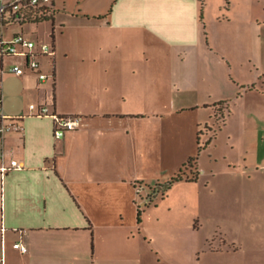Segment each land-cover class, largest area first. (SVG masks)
I'll return each mask as SVG.
<instances>
[{
  "label": "crops",
  "instance_id": "0c3cea01",
  "mask_svg": "<svg viewBox=\"0 0 264 264\" xmlns=\"http://www.w3.org/2000/svg\"><path fill=\"white\" fill-rule=\"evenodd\" d=\"M202 1L50 0L43 3L45 19L2 25L5 40L23 32L49 42L50 29L55 49L53 55L37 56L48 75L43 80L31 69L10 72L20 63L8 61L14 55L0 56L4 111L21 116L23 125L0 139V166H10L11 159L21 165L4 175L0 170L4 264H133V250L144 241L123 230L139 224L138 193L145 188L138 170L142 139L152 143L161 137L160 123L141 119L170 117L179 108L221 104L224 115L227 107L223 127L236 126L245 150L234 165L239 169L231 171L252 181L251 197L259 194L260 200L250 204V222L264 226V187L254 183L264 179V73H253L252 55L228 66L209 60L198 18ZM8 2L0 0V5ZM42 22L50 26L40 33ZM73 51L91 69L74 76L79 91L66 97L62 68L70 69L65 58ZM17 56L24 57L20 65L25 66V56ZM209 72L221 90L216 95L213 84L205 85ZM160 98L167 109L158 105ZM32 102L47 104L52 114L79 116L78 128L57 138L53 115H35ZM145 155L147 161L158 157L151 150ZM135 179L143 185L137 187Z\"/></svg>",
  "mask_w": 264,
  "mask_h": 264
},
{
  "label": "rangeland",
  "instance_id": "374dc122",
  "mask_svg": "<svg viewBox=\"0 0 264 264\" xmlns=\"http://www.w3.org/2000/svg\"><path fill=\"white\" fill-rule=\"evenodd\" d=\"M202 3L198 18L203 39L208 43L209 60L218 65L222 60L228 66L252 55L257 62L253 73L263 74L264 0ZM49 26V22H42L39 32ZM33 27L38 25L28 26ZM50 34L49 29V42ZM39 40L46 41L43 36ZM23 58L14 55L8 61L23 64ZM65 60L70 69L62 68L61 89L67 97L79 91L74 76L91 68L83 65L75 51ZM206 74L211 82L206 79L205 85L213 84L211 91L216 95L221 90L211 72ZM207 92L204 89L201 93ZM182 95L194 97L184 92ZM159 102L162 110L167 109L165 99L160 98ZM218 108L222 105L214 109L204 105L179 108L170 117L158 114L141 119L160 123L161 137L158 134L152 143L142 139L144 155L140 156L138 170L145 188L139 191L138 201L143 211L139 217L137 211V226L123 230L124 234H137L144 241L143 247L136 245L133 250V264H264V226L252 224L249 211L252 201L259 202V194L253 193L256 199L251 197L253 184L247 174L234 175L231 171L239 169L234 165L245 150L236 126L232 123L226 130L223 127L227 107L224 115ZM149 150L158 156L153 161H147L145 153ZM153 175L156 177L149 178ZM142 182L135 179L137 187ZM255 182L256 187H264L263 178L254 179Z\"/></svg>",
  "mask_w": 264,
  "mask_h": 264
},
{
  "label": "built area",
  "instance_id": "2783aa9c",
  "mask_svg": "<svg viewBox=\"0 0 264 264\" xmlns=\"http://www.w3.org/2000/svg\"><path fill=\"white\" fill-rule=\"evenodd\" d=\"M50 0H9L7 4L1 3L0 14L6 15L7 12L15 15L16 19L19 18L20 12L29 7L43 8V3H48ZM44 9V8H43ZM46 9V8H45ZM55 49L49 42H39L29 38L25 33H16L11 39L5 40L0 34V56L7 55H24L25 66L20 64H13L9 67V71L21 75L24 74L27 69L36 71L39 79H46L48 75L41 70V63L38 59L39 54L53 55ZM30 110L37 116L53 115L56 121V127L54 129V135L57 138L63 137L68 130H74L78 128L81 118L79 116L57 115L50 112V107L47 104L32 102L29 104ZM23 129L21 123V116L9 115L4 111V89L3 82L0 81V139H2L10 131H20ZM0 158L4 159V152L0 151ZM21 165L17 159H11L10 166L2 163L0 170L4 175L9 169L20 168ZM6 229L3 221L0 219V230ZM22 251H26L27 247L20 245ZM4 254L0 255V264H4Z\"/></svg>",
  "mask_w": 264,
  "mask_h": 264
},
{
  "label": "trees",
  "instance_id": "16d2710c",
  "mask_svg": "<svg viewBox=\"0 0 264 264\" xmlns=\"http://www.w3.org/2000/svg\"><path fill=\"white\" fill-rule=\"evenodd\" d=\"M48 13V9H43V8H40V7H34V6H29L25 9H23L21 12H20V16L18 19H16L17 17V14L13 15V14H10L9 16H6V15H1L0 14V34H1V27L2 25L6 24L7 22H10L12 20H18V21H25V20H31V21H40L42 19H45L46 18V14ZM200 148V146H199ZM143 210L138 207V217L140 216V213L142 212ZM140 219V218H139Z\"/></svg>",
  "mask_w": 264,
  "mask_h": 264
}]
</instances>
